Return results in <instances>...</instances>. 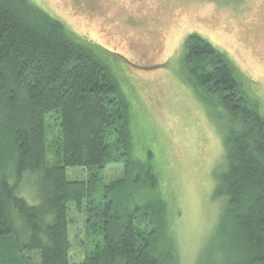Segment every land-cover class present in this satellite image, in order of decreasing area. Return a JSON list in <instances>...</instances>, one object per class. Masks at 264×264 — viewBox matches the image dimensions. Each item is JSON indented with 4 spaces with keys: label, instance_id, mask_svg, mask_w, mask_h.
Masks as SVG:
<instances>
[{
    "label": "trees",
    "instance_id": "obj_1",
    "mask_svg": "<svg viewBox=\"0 0 264 264\" xmlns=\"http://www.w3.org/2000/svg\"><path fill=\"white\" fill-rule=\"evenodd\" d=\"M25 1L38 19L19 0H0V241L12 237L18 252L37 251L40 264H70L68 206L80 207L95 182L71 181L67 170L105 162L111 104L122 143L132 144L127 99L107 50L76 41ZM184 46L183 67L197 93L224 112L226 163L213 192L223 205L195 264H264V116L224 54L197 34ZM53 111L60 144L50 150L46 118ZM127 153L126 175L105 187L103 245L82 264H177L155 164ZM26 175L35 178V203L18 192Z\"/></svg>",
    "mask_w": 264,
    "mask_h": 264
},
{
    "label": "rangeland",
    "instance_id": "obj_2",
    "mask_svg": "<svg viewBox=\"0 0 264 264\" xmlns=\"http://www.w3.org/2000/svg\"><path fill=\"white\" fill-rule=\"evenodd\" d=\"M29 1L60 22L76 41L109 52L107 63L128 105L132 144L122 143L119 109L111 104L114 118L106 133L105 162L67 170L71 181L95 182L80 207L68 206L70 264H82L100 251L105 187L126 175L127 152L132 158L153 160L177 264H195L207 251L223 205V198L213 192L226 163L224 121L219 118L224 112L214 99L199 95L186 74L185 40L197 34L224 54L244 93L264 116V0ZM26 2L19 0L23 13L38 19L40 12ZM46 125L49 148L55 149L60 144L55 111ZM30 182L26 175L18 192L35 203ZM138 230L143 235L148 227ZM0 259L1 264H40L37 251L18 252L12 237L0 241Z\"/></svg>",
    "mask_w": 264,
    "mask_h": 264
}]
</instances>
